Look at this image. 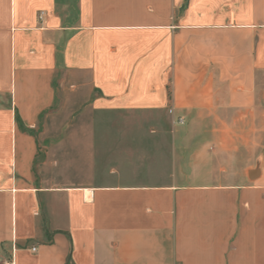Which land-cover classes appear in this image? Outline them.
Wrapping results in <instances>:
<instances>
[{
  "label": "crops",
  "instance_id": "0c3cea01",
  "mask_svg": "<svg viewBox=\"0 0 264 264\" xmlns=\"http://www.w3.org/2000/svg\"><path fill=\"white\" fill-rule=\"evenodd\" d=\"M262 77L264 0H0V264H264Z\"/></svg>",
  "mask_w": 264,
  "mask_h": 264
},
{
  "label": "rangeland",
  "instance_id": "374dc122",
  "mask_svg": "<svg viewBox=\"0 0 264 264\" xmlns=\"http://www.w3.org/2000/svg\"><path fill=\"white\" fill-rule=\"evenodd\" d=\"M259 80L260 81H257L258 95H259V99L262 101V104L264 105V77L260 78ZM260 119L263 121V123L261 126H259V131H260V127H264V118L261 117ZM259 138L260 139H259L257 154L260 158V156L264 155V132H262V134L259 133Z\"/></svg>",
  "mask_w": 264,
  "mask_h": 264
},
{
  "label": "water",
  "instance_id": "95a60500",
  "mask_svg": "<svg viewBox=\"0 0 264 264\" xmlns=\"http://www.w3.org/2000/svg\"><path fill=\"white\" fill-rule=\"evenodd\" d=\"M259 169H260V161L258 160L255 164V168L249 172V178L250 179H255V176L259 173Z\"/></svg>",
  "mask_w": 264,
  "mask_h": 264
},
{
  "label": "built area",
  "instance_id": "2783aa9c",
  "mask_svg": "<svg viewBox=\"0 0 264 264\" xmlns=\"http://www.w3.org/2000/svg\"><path fill=\"white\" fill-rule=\"evenodd\" d=\"M41 15H42V13H41ZM169 113H171V111H169ZM178 122H179L180 124H182V119H179ZM32 251H35V249H32Z\"/></svg>",
  "mask_w": 264,
  "mask_h": 264
}]
</instances>
